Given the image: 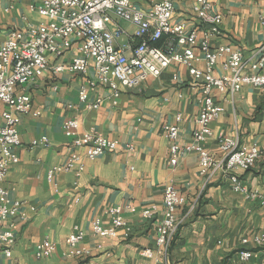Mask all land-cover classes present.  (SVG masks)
Segmentation results:
<instances>
[{
  "label": "crops",
  "instance_id": "1",
  "mask_svg": "<svg viewBox=\"0 0 264 264\" xmlns=\"http://www.w3.org/2000/svg\"><path fill=\"white\" fill-rule=\"evenodd\" d=\"M42 0H0V44L12 29L47 21L31 9ZM142 9H151L157 0H131ZM194 0H174L173 18L194 22ZM213 9L223 14L222 33L212 38L213 45L230 43L239 46L245 56L264 43V0H211ZM117 23L125 30L118 46H132L134 26L125 20ZM77 53L75 44L64 54L49 55V67L26 84L32 107L17 114L21 143L17 147L19 162L11 165L3 180L13 198L22 201L20 212L12 219L16 242L11 256L0 249V264H144L141 250L155 246L156 225L161 219L165 185L172 182L186 197L179 207L180 221L171 246V264H264V246L252 247V256L241 260L239 250L244 236L264 230V97L252 85H244L232 97L215 93L224 107L210 125L212 135L207 148L216 156L219 136L237 133L242 142H257L261 157L249 170H236L249 189L259 192L252 198L236 192L221 171L201 174L198 154L181 151L178 162L170 163L169 139L163 125L179 126V141L191 140L204 96L200 84L192 81L186 66L173 62L159 76L148 77L134 89L122 87L117 103L104 85L89 92L87 102L78 97L80 85L94 77L92 67L86 74L56 64H67ZM214 72L220 74V64ZM204 67V61L199 62ZM177 75L175 79L173 76ZM99 99L97 107L88 103ZM0 103V110L3 109ZM180 116V119H178ZM79 121L77 132L94 129L117 139L120 146L96 158H84V169L60 170L56 186L47 180L48 169L63 166L74 134L65 131L63 122ZM1 122V118H0ZM48 137L47 144L32 145L34 139ZM133 143L130 151L125 146ZM83 152L84 148L78 149ZM157 205L154 217L147 219L142 210ZM120 205L131 226L125 236L119 230L115 237L96 236L91 222L101 217L109 224L106 209ZM74 226L85 234L81 245L90 248L88 255L68 256L65 239ZM56 244L44 257L34 249L43 239Z\"/></svg>",
  "mask_w": 264,
  "mask_h": 264
},
{
  "label": "built area",
  "instance_id": "2",
  "mask_svg": "<svg viewBox=\"0 0 264 264\" xmlns=\"http://www.w3.org/2000/svg\"><path fill=\"white\" fill-rule=\"evenodd\" d=\"M31 9L45 16L47 21L25 29H12L0 44V103L4 106L0 110V249L5 256H11L16 242L12 219L20 212L22 201L11 196L3 180L9 167L19 162L17 147L21 139L17 114L28 112L32 107L26 84L48 69L50 54L60 56L74 44L77 53L71 61L56 64L53 69L67 68L86 74L90 67L93 68L94 77L86 79L79 87L78 97L82 103L87 102L89 92L98 84L109 88L110 97L116 104L122 87L137 88L148 77L159 76L173 62L186 66L192 81L203 88L204 96L190 141L181 144L177 124L163 125L164 134L170 141V163L178 162L182 150L195 152L201 174L221 171L234 191L252 198L260 195L257 190L249 189L236 173V170H249L256 164L262 154L259 144L242 142L237 133L222 135L217 139L222 154L216 156L207 148L206 140L212 135L210 123L224 110L216 101L215 93L232 97L244 85H252L264 97V43L249 56L230 43L213 45L212 38L222 33L223 14L213 9L211 0L193 1L195 21L190 23L173 18L174 0H157L149 10L137 7L131 0H42L32 4ZM118 19L134 26L133 37L138 39L135 46H118L119 36L125 33L117 23ZM160 39V45L151 43ZM219 59L223 72L216 74L214 70ZM202 60L203 68L199 66ZM173 77L176 79L177 75ZM98 104L99 99L88 106L97 107ZM62 127L74 137L63 166L54 165L48 169L47 180L54 187L60 170L79 174L84 169V158L93 159L120 146L117 139L108 138L94 129L78 133L76 118L65 120ZM39 143L47 144L48 137L43 135L32 141V145ZM81 147L84 148L82 153L78 151ZM125 147L130 151L135 148L133 143H127ZM185 202L186 197L172 182L165 185L164 212L156 225L155 246L144 247L140 252L144 264H171L172 241L180 223L177 212ZM156 210L157 205L152 204L142 210V215L151 219ZM106 213L109 224H104L101 217H95L91 222L93 234L115 237L122 229L125 236H129L131 226L123 216L122 207L110 205ZM84 236L81 228L73 227L65 239L68 256L90 253L89 247L81 245ZM241 244L245 247L239 250V257L247 260L252 256V247L264 246V230L244 236ZM55 249V242L45 238L36 245L34 254L40 258Z\"/></svg>",
  "mask_w": 264,
  "mask_h": 264
},
{
  "label": "trees",
  "instance_id": "3",
  "mask_svg": "<svg viewBox=\"0 0 264 264\" xmlns=\"http://www.w3.org/2000/svg\"><path fill=\"white\" fill-rule=\"evenodd\" d=\"M137 43H138V39H134L132 41V46H135ZM151 43L154 44V45H160L161 44V39L160 40L151 41Z\"/></svg>",
  "mask_w": 264,
  "mask_h": 264
},
{
  "label": "rangeland",
  "instance_id": "4",
  "mask_svg": "<svg viewBox=\"0 0 264 264\" xmlns=\"http://www.w3.org/2000/svg\"><path fill=\"white\" fill-rule=\"evenodd\" d=\"M124 37V34H121L118 39H122Z\"/></svg>",
  "mask_w": 264,
  "mask_h": 264
}]
</instances>
